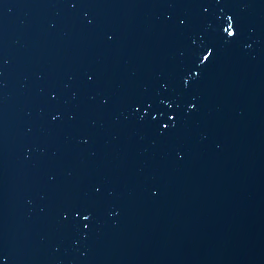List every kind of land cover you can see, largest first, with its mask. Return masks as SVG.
Returning a JSON list of instances; mask_svg holds the SVG:
<instances>
[{
	"label": "water",
	"instance_id": "water-1",
	"mask_svg": "<svg viewBox=\"0 0 264 264\" xmlns=\"http://www.w3.org/2000/svg\"><path fill=\"white\" fill-rule=\"evenodd\" d=\"M0 264H264V0H0Z\"/></svg>",
	"mask_w": 264,
	"mask_h": 264
},
{
	"label": "snow or ice",
	"instance_id": "snow-or-ice-1",
	"mask_svg": "<svg viewBox=\"0 0 264 264\" xmlns=\"http://www.w3.org/2000/svg\"><path fill=\"white\" fill-rule=\"evenodd\" d=\"M229 35H233L234 33H232L231 31H229L228 33ZM211 55V53H209V56ZM209 56H205L204 59L207 60L209 58Z\"/></svg>",
	"mask_w": 264,
	"mask_h": 264
}]
</instances>
